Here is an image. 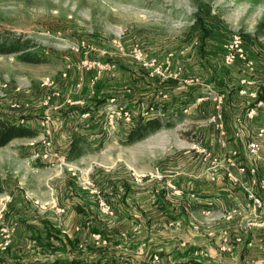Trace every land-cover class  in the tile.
Returning a JSON list of instances; mask_svg holds the SVG:
<instances>
[{"label": "rangeland", "instance_id": "obj_1", "mask_svg": "<svg viewBox=\"0 0 264 264\" xmlns=\"http://www.w3.org/2000/svg\"><path fill=\"white\" fill-rule=\"evenodd\" d=\"M262 22L264 0H0V33L27 43L21 53L0 55V118L37 132L0 148V264L77 256L126 264L128 251L104 233L93 242L95 226L84 227L88 218L98 227L113 219L109 187L114 193L118 181L133 180L123 185L133 189L125 209L151 214L158 196H180L163 167L204 171L201 157L212 152L218 164L230 142L240 147V166H263ZM24 53L38 61H21ZM237 104L239 137L226 123L237 114L226 108ZM218 112L223 131L213 123ZM155 116L161 129L127 142L130 124ZM108 176L115 181H100ZM144 189L153 206L141 207ZM47 228L62 241H48ZM152 229L132 227L139 238ZM155 248L140 246L137 260L149 262Z\"/></svg>", "mask_w": 264, "mask_h": 264}, {"label": "crops", "instance_id": "obj_2", "mask_svg": "<svg viewBox=\"0 0 264 264\" xmlns=\"http://www.w3.org/2000/svg\"><path fill=\"white\" fill-rule=\"evenodd\" d=\"M226 110V113H237L235 119L230 114L232 122L226 123L229 126V134L237 129L235 135L239 137L240 105L237 104L233 109L231 106L227 107ZM235 135H231L234 141L237 140ZM234 143L230 142L234 148L222 153V161L218 164L212 163V152L201 157L207 159V162H204L207 167L204 171L199 164L187 170L166 171L164 167L160 169L164 173L165 181L172 184L180 196H173L170 200L158 196L153 206L147 198L148 189H144L140 194V204L141 207H155L151 214L145 210L140 215H135L131 210L125 209L133 203V189L126 186L124 190L123 185L128 179L118 181L117 183L122 184H119L120 190L113 188V193L109 187L105 192V199L114 201L113 205L117 208L113 219L107 218V224L98 227L95 225L96 220L88 218V221L86 218L84 227L89 232L90 226L94 225L104 232L105 242L128 251L125 258L121 256V260L125 259L126 264H141L145 259L142 262V259L137 260V250L140 246L149 244H154L156 248L151 253L148 252L150 260L146 264L151 263L152 255L160 257L158 264H264V211H256L247 199V191L253 190L264 200V187L261 184L264 181V165L255 168V176L242 173L240 147L238 143L236 146ZM100 181L114 182L115 179L108 176L106 180L101 178ZM132 181L128 180L130 188ZM69 201L70 199H67L66 207L73 205L69 204ZM151 215L155 218L150 217ZM71 223L68 218L63 231L68 230ZM146 223L155 230L152 229L148 231L151 234L139 238L132 227H144ZM119 225L123 227L119 228ZM100 234L93 230L89 232L93 242H96V236L100 237ZM116 260L119 261V258Z\"/></svg>", "mask_w": 264, "mask_h": 264}, {"label": "trees", "instance_id": "obj_3", "mask_svg": "<svg viewBox=\"0 0 264 264\" xmlns=\"http://www.w3.org/2000/svg\"><path fill=\"white\" fill-rule=\"evenodd\" d=\"M259 31H261L264 34V22L261 23L259 27ZM8 41H10V43H7ZM26 47H27V43L22 42L21 40L19 41L18 39H12L10 38V36L0 33V55L18 54V53H21L23 50H26L27 49ZM22 55L23 56H20V60L23 62L33 63L35 61H38V60H35V57H36L35 54L24 53ZM262 93L263 95H261L259 99L264 100V91ZM163 126H164L163 121L158 116H155L152 118L141 117L140 119L137 120V122H133L132 124H130V126L126 128V132H124V134L126 135V140L128 143H134L148 136L153 131L161 129ZM36 135H37V132L29 127L12 122L10 120L0 118V148L7 146L15 139L34 138L36 137ZM80 140L77 138V136L74 139L75 145L72 147V150H71L72 154H74V152L77 151L78 142H80ZM106 200L108 201V199ZM115 210L117 211V208H115ZM44 225L47 226V224L45 223ZM94 231L99 232V233H104L98 228H95ZM46 234H47L46 239H48V241H51L54 238L60 239L58 233L55 231L54 232L51 231L49 228L46 229ZM38 237L41 239L40 236ZM76 241L78 242L79 239L76 238ZM109 258H110L109 256H105V257H99V258L97 257V258L90 259V260L86 259L84 261L83 258L79 256L74 257V258H66V259L64 257H60L54 261L55 262L54 264H119L118 260L116 261L110 260ZM18 264H21V263H18ZM34 264H45V263L35 262Z\"/></svg>", "mask_w": 264, "mask_h": 264}, {"label": "built area", "instance_id": "obj_4", "mask_svg": "<svg viewBox=\"0 0 264 264\" xmlns=\"http://www.w3.org/2000/svg\"><path fill=\"white\" fill-rule=\"evenodd\" d=\"M223 115L221 112H218L214 118H213V123L216 124V126L223 131L224 129V125H223ZM262 134L264 133V130H262L261 132ZM248 149L250 150V152L253 154V155H256L258 150H259V145L255 142H251L249 145H248ZM240 171L242 173H247L249 172L250 175L252 176H255L257 175V171L254 167H250L249 169L245 166H241L240 168ZM262 186L264 187V181L261 182ZM247 199L251 202V204L253 205V208L256 210V211H264V200L253 190H249L247 191ZM102 205V207L108 212L109 211V208L108 206L104 203V202H101L100 203ZM160 260V257L158 255H154L151 259V264H158Z\"/></svg>", "mask_w": 264, "mask_h": 264}]
</instances>
